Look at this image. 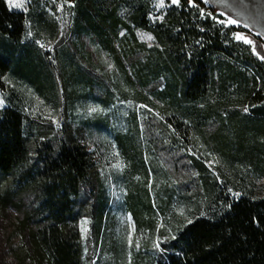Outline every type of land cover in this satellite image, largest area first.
<instances>
[{
  "label": "rangeland",
  "instance_id": "1",
  "mask_svg": "<svg viewBox=\"0 0 264 264\" xmlns=\"http://www.w3.org/2000/svg\"><path fill=\"white\" fill-rule=\"evenodd\" d=\"M202 1L223 16L225 25L240 29L233 37L241 45L227 43L235 56L214 55L218 65L214 77L237 71L248 82L253 74L261 80L264 0ZM6 3L26 14V31L17 43L0 37L1 53L31 55L40 70H47L53 86L39 90L10 72L2 78L0 109H19L33 138L68 137L84 146L106 199L101 216L90 199V211L79 220L83 264H155L164 253L162 244L189 221L215 217L225 210L226 199L264 197V152L256 147L264 137L255 139L249 129L241 128L246 123L241 117L252 116L253 108L264 106V100L253 106L237 92L236 81L226 80L224 85L218 80L209 98L180 101L171 74L161 72L145 80L160 48L150 30L137 25H131L130 32L119 28L118 43L132 45L131 33L145 48L130 61L123 60L91 29L77 25L75 2L22 0V7L13 6L11 0ZM147 5L150 27L166 22L182 7L180 0H150ZM120 14L127 18L129 9L122 8ZM200 42L194 45L200 47ZM194 50L189 45L184 49L188 56ZM220 102L227 103L226 110L215 121L217 113L211 112L203 127L187 118L195 110L204 117L206 106ZM234 111L235 122L228 116ZM4 182L0 177V187ZM130 203L139 209L138 219ZM0 234V264H52L42 248L24 235L15 213L1 207Z\"/></svg>",
  "mask_w": 264,
  "mask_h": 264
},
{
  "label": "trees",
  "instance_id": "2",
  "mask_svg": "<svg viewBox=\"0 0 264 264\" xmlns=\"http://www.w3.org/2000/svg\"><path fill=\"white\" fill-rule=\"evenodd\" d=\"M63 1L75 2L77 25L91 29L102 44L115 49L121 59L124 57L130 61L136 57L137 51L144 52L145 48L131 33L132 45L118 43L119 28L130 32V26L137 25L150 30L160 47L157 62L149 76L141 72L138 64L136 67L134 63L133 67L145 78L148 76L147 81L161 72L174 76L177 82L175 92L180 101L209 98L214 94L218 80L224 85L226 80L236 81L237 92L253 106L264 100L263 70L261 80L253 74L249 82L237 71L214 77L218 68L214 55L235 56L227 43L235 47L241 45L233 37L240 29L239 26L225 25L223 16L209 9L202 0H180L181 9L157 27H150L147 23V3L150 0ZM125 7L129 14L122 18L120 10ZM176 26L180 27L177 32L174 30ZM25 31L26 14L11 10L6 0H0V37L17 43ZM196 40H201L200 47L194 45ZM187 45L195 48L190 56L184 51ZM150 59L142 64V69ZM38 66L31 55L16 53L13 57V54L0 51V90L4 88L2 78L10 72L29 80L39 90L52 87L47 70L42 71ZM227 66L233 69L232 64ZM226 104L220 102L206 106L204 117L195 110L187 118L196 127H203L209 122V114L217 113L213 118L215 121L222 110H226ZM234 113L237 112L228 116L235 122L238 119L233 117ZM200 118L205 119L204 122ZM241 119L246 121L242 129H249L255 139L264 137V106L253 108L252 116H242ZM33 136L27 131L24 115L19 109L12 106L0 109V177L5 180L0 187V207L15 213L24 235L42 248L52 264H83L79 220L90 211L87 207L90 199L92 205L95 204V213L100 216L106 204L94 161L85 147L71 138ZM256 145L264 152V138ZM88 192L94 196L90 197ZM99 199L100 203H97ZM129 207L138 219L139 209L132 203ZM162 245L164 253L155 264H264V197L257 200L246 196L226 199L225 210L220 214L193 220ZM2 246L0 236V254Z\"/></svg>",
  "mask_w": 264,
  "mask_h": 264
},
{
  "label": "snow or ice",
  "instance_id": "3",
  "mask_svg": "<svg viewBox=\"0 0 264 264\" xmlns=\"http://www.w3.org/2000/svg\"><path fill=\"white\" fill-rule=\"evenodd\" d=\"M173 3H178V0H172ZM11 3L13 4V6L15 7H22V0H11ZM229 23H236L235 20H230ZM237 39H243V37L237 35L236 37ZM248 43H252L251 41H246ZM246 110V109H245ZM92 111H96V109H92ZM189 223H191V221H189Z\"/></svg>",
  "mask_w": 264,
  "mask_h": 264
},
{
  "label": "water",
  "instance_id": "4",
  "mask_svg": "<svg viewBox=\"0 0 264 264\" xmlns=\"http://www.w3.org/2000/svg\"><path fill=\"white\" fill-rule=\"evenodd\" d=\"M227 1V0H226ZM256 1V0H255ZM258 1H261V0H258Z\"/></svg>",
  "mask_w": 264,
  "mask_h": 264
}]
</instances>
